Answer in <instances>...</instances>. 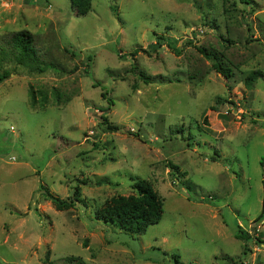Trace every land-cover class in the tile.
Masks as SVG:
<instances>
[{"label": "rangeland", "instance_id": "374dc122", "mask_svg": "<svg viewBox=\"0 0 264 264\" xmlns=\"http://www.w3.org/2000/svg\"><path fill=\"white\" fill-rule=\"evenodd\" d=\"M22 30L42 74L14 59L9 38ZM198 47L222 55L231 77ZM5 71L0 264H264V0H93L81 17L69 0H0ZM137 180L162 198L159 223L137 235L95 218ZM77 187L69 210L45 195Z\"/></svg>", "mask_w": 264, "mask_h": 264}, {"label": "trees", "instance_id": "16d2710c", "mask_svg": "<svg viewBox=\"0 0 264 264\" xmlns=\"http://www.w3.org/2000/svg\"><path fill=\"white\" fill-rule=\"evenodd\" d=\"M71 8H73L76 16L81 17L87 15L92 6L93 0H69ZM115 15L116 10L113 9ZM161 38H157L156 42L151 47H160ZM9 45L14 52V59L19 66L27 69L29 73L42 74L47 70L46 63L40 58L37 49L34 45V36L28 31L22 30L13 33L9 38ZM148 46V47H150ZM198 52L201 53L206 59L213 62V69L223 76L225 79L231 77V70L226 68L224 65L222 55L217 54L214 51L207 50L205 48H197ZM90 57H87L85 68L86 73H89ZM261 76L258 71L251 72L245 79V85L248 87L252 86V83ZM9 77L8 72H3L0 75V83ZM139 78L144 83H149L151 78L139 72ZM58 98V94H55ZM105 96V94L103 95ZM31 105L34 106L36 98L34 93H31ZM41 106H45L47 103V96L44 93H40ZM59 99V98H58ZM103 121L107 124V119L101 116ZM109 125V124H108ZM109 130H118L116 127L108 126ZM171 171H175L178 175L175 181L178 182L186 191H194V186L186 179L187 174L179 171V168L169 163ZM182 179V180H181ZM132 193L127 196H114L95 211V218L104 223L110 224L117 228L129 233L137 235L144 234L151 225H155L160 222L163 214V200L159 194L154 190L151 183L147 180H137L131 185ZM46 198L51 202L54 208L58 211L69 210L74 207L75 203L80 201V190L75 188L71 197L63 200L52 195L48 190L45 191ZM264 212V203H263ZM257 221V220H256ZM238 230L240 228L238 227ZM236 238L244 240L248 238V234L245 231H238ZM258 243L264 244L260 238H256ZM175 263L179 264L178 256H173ZM67 262L83 264V262L77 258H67ZM47 264V263H45ZM51 264V263H49Z\"/></svg>", "mask_w": 264, "mask_h": 264}, {"label": "built area", "instance_id": "2783aa9c", "mask_svg": "<svg viewBox=\"0 0 264 264\" xmlns=\"http://www.w3.org/2000/svg\"><path fill=\"white\" fill-rule=\"evenodd\" d=\"M226 114H227V112H226Z\"/></svg>", "mask_w": 264, "mask_h": 264}]
</instances>
